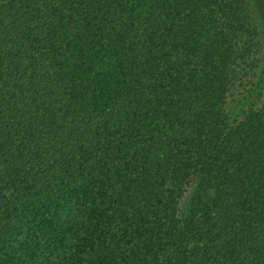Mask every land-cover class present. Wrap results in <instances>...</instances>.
<instances>
[{
    "label": "trees",
    "instance_id": "obj_1",
    "mask_svg": "<svg viewBox=\"0 0 264 264\" xmlns=\"http://www.w3.org/2000/svg\"><path fill=\"white\" fill-rule=\"evenodd\" d=\"M0 264H264L252 0H0Z\"/></svg>",
    "mask_w": 264,
    "mask_h": 264
},
{
    "label": "rangeland",
    "instance_id": "obj_2",
    "mask_svg": "<svg viewBox=\"0 0 264 264\" xmlns=\"http://www.w3.org/2000/svg\"><path fill=\"white\" fill-rule=\"evenodd\" d=\"M257 18L258 28L260 31L261 42L264 49V0H252Z\"/></svg>",
    "mask_w": 264,
    "mask_h": 264
}]
</instances>
